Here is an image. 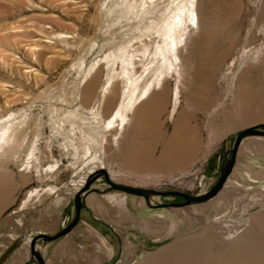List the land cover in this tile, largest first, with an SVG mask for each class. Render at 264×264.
<instances>
[{
  "label": "rangeland",
  "instance_id": "rangeland-1",
  "mask_svg": "<svg viewBox=\"0 0 264 264\" xmlns=\"http://www.w3.org/2000/svg\"><path fill=\"white\" fill-rule=\"evenodd\" d=\"M133 1L142 6V0H0V120L20 119L12 147L0 153L2 205L9 189H18L0 218V264H36L31 238L72 219L62 220L59 194L69 190L74 205L92 171L104 166L120 183L202 193L219 178L237 133L264 123V0H206L207 12L200 0V29L190 57L180 48L179 79L168 68L172 55L163 37L147 27L181 0H156L143 19L142 12L127 11ZM162 66L165 76L150 96L163 93L161 107L147 113L140 135L116 136L118 125L108 128L107 119L134 86L138 96L157 79ZM136 112L128 113V123ZM181 121L184 136L166 147ZM145 148L193 151L152 167L150 159L162 154ZM93 186L91 192L102 194L100 208L73 231L81 230L74 264H146L171 246L193 242L206 249L173 251L205 253L206 264H264L262 136L243 140L229 179L206 202L153 208L144 197L108 191L104 176ZM175 200L151 197L156 204ZM48 243H38L47 263L63 264L47 259Z\"/></svg>",
  "mask_w": 264,
  "mask_h": 264
},
{
  "label": "bare ground",
  "instance_id": "bare-ground-1",
  "mask_svg": "<svg viewBox=\"0 0 264 264\" xmlns=\"http://www.w3.org/2000/svg\"><path fill=\"white\" fill-rule=\"evenodd\" d=\"M155 1L156 0H142V6L141 3L133 1L129 4L127 11L129 13H131V11L133 13L140 11L143 13L141 17V19H143L150 13V11L153 12V10L150 9V7L155 5L154 4ZM202 2H203L204 10L205 12H207L208 9L207 2L206 0ZM199 3L200 0H181V2L177 4H174L172 2L173 6L169 5V7H166L168 11H166L163 14L162 18L161 19L159 18V20L158 19L152 20L150 26L147 27L148 31L156 27L157 29L156 31L158 33L156 34L163 37L165 41V46L163 47H166L167 50L170 51L171 53L170 55H172L171 60H168L169 58L166 57L168 68L174 69V71L178 74V79L180 78L179 75L180 69H182L180 62L181 61L180 55H179L180 48L183 47V49L187 52V57H190V55L193 53L191 49L192 35L194 33H197L200 29V17L198 13ZM163 47L161 45H158L157 48L163 50ZM187 67L189 66L187 65ZM164 76H165V70H164V66H162L157 72V79H152L144 87L142 93H140L137 96L135 93L136 86H134L133 90L129 93L127 100L121 101V103H119L116 106V108L114 109V111L106 121V126L108 128L118 125V132L116 133V136L122 134V131L126 123L129 122L131 118L129 116L130 114H128L129 112L137 113L136 112L137 109L140 112L146 107V105L150 102L152 88L160 86L162 83V78ZM110 83L111 82L109 81L106 87H108ZM173 93L175 97V105L173 106L171 113H173V111L175 110L177 105L176 103L179 98L178 85H176L175 88L173 89ZM158 95L159 96L156 95L157 109L161 107V104L164 99L163 93H159ZM19 121H20L19 114H10L6 119L0 120V153H3L7 149L6 147H8V149L12 147L13 144L12 134H14L17 131V128L19 126ZM193 148H197L196 143ZM32 154H33V150L30 153V157L32 156ZM239 247L242 246L238 245L237 248ZM204 248L206 249L205 245L202 244L201 242L200 243L193 242L188 244H179L176 246H171L168 249L164 250L159 258H154L152 260H149L148 262H146V264H196V263L206 264L210 259L205 253H202L198 256L195 253H187V254L179 255L175 251H173V249L175 250L195 249V250H201V252H203L202 249ZM110 249L111 248H109V250ZM246 261L249 262L251 260H246ZM232 263H233L232 261L231 262L228 261V264H232ZM238 263H240V261ZM245 263L246 262L243 261L242 264Z\"/></svg>",
  "mask_w": 264,
  "mask_h": 264
},
{
  "label": "water",
  "instance_id": "water-1",
  "mask_svg": "<svg viewBox=\"0 0 264 264\" xmlns=\"http://www.w3.org/2000/svg\"><path fill=\"white\" fill-rule=\"evenodd\" d=\"M248 136L264 137V123L248 126L237 133L233 146L230 150V157L227 158L226 161L223 163L219 178L209 190L204 191L202 193L194 194L179 189L160 190V189L142 187L133 184L120 183L112 179L108 169H106L104 166H102L97 170L92 171L88 175L85 185L80 187L74 194L75 212L72 219L66 225H64L59 230L53 233L40 231L31 238L30 251L33 257L36 259V264H48L43 253L39 249L38 246L39 241L42 242L54 241L70 233L79 224L81 220V212L83 207L85 206V196L89 194L91 191L97 190L93 186V184L98 178L102 176L105 177V179L109 184L108 191L117 190L128 194L144 197L147 204L153 208L182 207L190 204L206 202L211 198L215 197L224 187L236 164L237 154L240 149V146L243 140ZM153 195L174 196V197L182 198V200L161 202L156 204V203H151V197Z\"/></svg>",
  "mask_w": 264,
  "mask_h": 264
},
{
  "label": "crops",
  "instance_id": "crops-1",
  "mask_svg": "<svg viewBox=\"0 0 264 264\" xmlns=\"http://www.w3.org/2000/svg\"><path fill=\"white\" fill-rule=\"evenodd\" d=\"M157 97L150 98V102L146 105V107L141 110L138 114L135 115L134 119L125 125L122 135L125 137V139H129L130 136H132V133L136 134L137 136L142 133L141 131H144V126L147 125L144 121H146V118L149 116L150 111L155 110L156 103H157ZM176 109V108H175ZM157 110V108H156ZM175 111V110H174ZM173 111V112H174ZM156 113V112H155ZM153 112V117L155 115ZM173 114V113H171ZM138 117V118H137ZM144 118V119H142ZM142 119V120H141ZM144 122V123H143ZM137 124V125H136ZM136 125V126H134ZM133 126V127H132ZM187 124L184 121L179 122L174 129L172 130V137L174 139L169 141L166 145V147H174L177 146V141H175V138L177 140L178 137L184 136V132L186 131ZM241 148V146H240ZM144 151L152 152V153H161L162 155L159 157H152L150 159V162L152 163L151 166H160L162 162H172L176 163L178 154H185L190 153L193 151V148H145ZM5 188H2V181L0 179V218L6 213V211L14 205V203L17 200V194L18 189L12 188L9 189V197L8 200L2 205V193L5 192ZM60 197L63 199V217L64 219H70L74 215V205H73V195L70 194L69 190H66L64 193L59 194ZM100 193L98 192H91L85 196V206L82 209L81 212V222L67 235H70V239L68 240H54L48 244H46L45 249L46 253L45 256L48 260H56L58 261H64L63 264H74L75 259H78L80 249L78 248V243L76 242L75 238L78 235V233L81 231L73 232L78 227L82 226V220H87L91 216H94V213H96L97 209L100 208L99 200L101 199ZM63 237V236H62ZM68 259L70 261H68ZM25 261H29L28 258H25Z\"/></svg>",
  "mask_w": 264,
  "mask_h": 264
},
{
  "label": "flooded vegetation",
  "instance_id": "flooded-vegetation-1",
  "mask_svg": "<svg viewBox=\"0 0 264 264\" xmlns=\"http://www.w3.org/2000/svg\"><path fill=\"white\" fill-rule=\"evenodd\" d=\"M180 200H182V198H179Z\"/></svg>",
  "mask_w": 264,
  "mask_h": 264
}]
</instances>
